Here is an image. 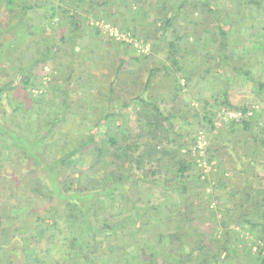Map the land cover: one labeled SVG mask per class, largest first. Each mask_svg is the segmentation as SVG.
Returning <instances> with one entry per match:
<instances>
[{
    "label": "trees",
    "instance_id": "1",
    "mask_svg": "<svg viewBox=\"0 0 264 264\" xmlns=\"http://www.w3.org/2000/svg\"><path fill=\"white\" fill-rule=\"evenodd\" d=\"M20 1L14 12L16 0H4V7L10 15L15 13L16 21H0V53L6 46L4 53L14 55L19 47L17 35L22 32V41L26 40L22 52L29 57L27 62L17 56L7 60L16 62L17 68L13 78L0 84V156L10 148L4 155L18 162L30 159L36 171L7 176L1 170L4 160H0V264H18L21 258L23 264H54L48 254L57 251L61 253L58 264H246L252 248L240 236V228L249 231L250 244L258 246L255 259L264 264V127L255 124L261 114L248 104L233 102L228 83L221 78L228 67L233 73L229 77L244 76L264 101V79L253 75L258 63L247 62L243 54L229 49L230 25L237 27L236 33L243 31L240 24L246 27L242 9L235 10L241 15L239 19L223 22L222 10L211 0H178L174 7L169 6V0H136L137 12L152 18V28H147L136 25L133 18L128 23L122 14L103 9L118 3L123 12L127 2L122 5V0H87L84 8L83 0H73L70 3L75 10H61L64 25L60 28L67 30L65 35L49 46L32 48L30 54L27 48L34 34L31 10L47 1ZM263 1L249 0L247 5L264 10ZM49 5L47 17L54 18L60 6ZM78 10L85 18L110 15L117 27L125 25L133 37L150 41L152 51L140 56L145 65L138 56L129 62L118 53L111 62L113 74H103L106 84L101 85L90 73L89 81L95 80V86L86 83L90 91L78 94L85 82L76 78L72 57L79 52L74 47L87 28H92L82 22ZM197 13L200 18H190ZM177 20H183L179 32L184 30V37L169 32ZM208 20L216 23V30L209 27ZM211 31L216 43L213 53L206 50V33ZM9 34L16 36L13 42L3 38ZM94 36H101L97 27ZM66 47L69 56L62 54ZM95 51L96 47L90 46L91 56ZM159 52L166 63L156 62ZM191 54H201L209 64L187 70L186 57ZM48 58L54 68L47 90L55 92V98L50 95L51 104L56 102L60 110L46 112L51 118L47 127H40L35 137H24L20 135L24 117L19 113L25 107L13 97L14 91L34 86L33 66ZM173 70L182 73V86ZM161 71L164 77L170 76L163 83L169 100L152 93L159 85ZM191 85L197 87L193 97L196 106L180 96L181 90H189ZM5 93L10 108L3 102ZM44 93L36 95L43 100ZM204 93H209L210 99ZM116 101L118 104L112 106ZM75 103L78 105L73 107ZM211 104L242 116L227 119L229 130L213 133ZM250 109L251 114L245 117ZM125 114L140 124L139 129H133L130 122H118ZM45 119L43 114L41 121ZM110 119L116 120L120 137L110 133L106 124ZM201 129L208 135L204 158L216 169L212 192L222 210L220 218L217 208H209L204 199L208 179L191 149L192 137ZM98 134L100 138H96ZM16 149L23 154L16 155ZM157 188L160 200L144 197L143 190ZM172 193L179 196L178 203ZM166 196L169 203L164 201ZM234 225L240 228L233 229ZM19 235L17 240L23 241L22 252H18L21 258L14 257V240ZM37 243L45 256L27 251L29 245Z\"/></svg>",
    "mask_w": 264,
    "mask_h": 264
},
{
    "label": "rangeland",
    "instance_id": "2",
    "mask_svg": "<svg viewBox=\"0 0 264 264\" xmlns=\"http://www.w3.org/2000/svg\"><path fill=\"white\" fill-rule=\"evenodd\" d=\"M24 1L25 2H29V1L35 2V0H24ZM46 1H47L46 5L41 6L37 10H31L33 14L32 15L33 18H31V20L34 24V25L32 24L33 25L32 30L34 34L31 36L32 42L30 41L31 45L29 48H27V53L31 54L32 53L31 49L36 46H38V48L41 49V47H44L45 45L49 46L53 42L59 41L60 37L62 35H65L67 31L65 28H60V26L64 25L63 24L64 15H61V10L67 7L70 9L69 12H71V10H75V6H73V4L70 3L73 0H46ZM177 1L178 0H175V1L169 0V6L176 5ZM211 1L214 4L215 3L218 4L219 8L222 10L223 13H222L221 20L223 22H228L229 20L233 21V20H236L237 18L239 19L241 15H237V13L235 12V10L238 9L239 7L242 9V12L245 13V17H244L245 19L243 20H245L244 23L246 24V27L244 29L243 26L240 27L242 24L239 25V28H242L243 30L241 33H236L237 27L235 28L232 24L227 29V36L229 37L228 39L229 49L233 53L243 54L244 60H246L247 62L249 60L255 63L257 62L258 65L257 67L253 69V75L255 78L260 77L264 79V10L262 9V7H258L257 5L254 6L253 4L247 5V3H249V0H211ZM20 2H21L20 0H16L14 12H16L18 9L16 8L18 7L17 3L19 4ZM52 2L55 6H60V9L59 7L57 8L59 10L57 14L54 16V18H49L47 17L49 16V13H47V11L50 6L49 4H51ZM126 2H127V7H126L127 10L123 8L124 13L119 11L118 3H113L114 5H112L111 7H107V8L104 7L103 9L108 12L110 10H113L112 12H116L118 16H121L122 14V16L125 18V21H127L128 23L130 22L129 20L133 18L134 19L133 22H135L136 25H140V27L145 26L147 28H152L151 27L152 18L150 17V15L140 14L139 12H137L139 5L135 3L136 0H122L120 4L122 3V5H124L126 4ZM87 3H88L87 0H83L81 7L83 8L86 7ZM261 6L264 7V1L263 3H261ZM78 11H79L78 13H80L81 15L82 12L80 10ZM9 13H12V12L8 11L7 7H4V0H0V21H3V20L7 21L8 19L6 18H11L9 23L15 22L16 21V17H14L15 13L11 15ZM184 15L185 14H183V16ZM190 18L191 19L200 18L199 13L190 16ZM82 22L84 24L92 25V28L91 30L87 28L85 36H82L81 39L79 40V44L74 47L75 52L76 51L79 52L78 56L74 55L72 57V61L77 70L76 78L78 79L79 77L80 80H83L85 82L84 85L81 86L82 88L79 87L80 92H77L78 94L79 93L81 94V91H87V92L90 91V88L86 85V83L90 82V84L95 86V83H96L95 80L90 79L91 81H89V77L91 76V74L97 76V79H99L101 85L106 84V80H105L106 75L103 76V74L105 73L108 76L113 74L114 69L111 66V62L112 60H114V57L118 55V53L120 56L125 57V60L129 62H132L131 57L138 56L140 58V64L142 66L145 65L144 59H142L140 56L141 54L146 55L152 51L150 41L145 40L143 37H139V38L133 37L131 35V32L125 28V25L122 28L117 27L116 24L112 23L110 15H107L104 18H92L90 16L85 18L83 16ZM208 22H210V20H208ZM237 22L238 21H235V23ZM215 24L216 23L211 21L209 27L213 28V30H216ZM183 25H184L183 20H177V22L175 21L174 26L169 29V32L174 31L176 32L174 33L175 35L184 37V34H185V32H183L184 30H181L179 32V28L181 29ZM95 27L101 30L100 37L94 36ZM148 30H151V29H148ZM21 34L22 32H20L17 35V39L14 34L3 36V38L9 41H12V42L15 39L18 40L17 42L19 44V47L16 48L17 51H15L14 55H13V52L10 53L9 55H6L4 53V49H6V46H3L2 48L3 52L0 53V84H3L9 81L10 78H13V73L15 72L14 69L17 68L16 62L14 64H11L7 60H13L16 58L15 56H17V58H20L24 62H27V60L29 59L28 56L25 57L26 53L22 52V49L26 48V46L23 45L26 40L22 41ZM170 34L171 33H169V35ZM206 34H207L205 37L207 38L206 45L208 46L206 47V50H209L211 53H213L212 49L216 46V43L214 42V39L212 41V36H211L212 31ZM27 38L28 37L26 36V39ZM190 38L191 36H189V39ZM186 44L189 45L188 43ZM89 45L94 48L96 47V51L92 56L90 53ZM110 48H113V49H111L110 51ZM68 50H69V47H66L65 49L62 50L63 51L62 54L63 55L66 54L67 56H69L70 53L68 52ZM163 56H164L163 53H160V52L157 53L156 62L157 63L165 62L164 61L165 58H162ZM202 58L203 56L201 54H196V55L191 54L187 56L186 57V65H187L186 69L194 71L198 68L202 69L205 66H207L209 64V60H206L207 62L204 63ZM211 62L213 63V61ZM134 67L136 66L134 65ZM53 68H54V63L51 58L46 59L43 64L39 62L37 65L33 66V69H32L33 77L31 78V80L33 79L34 86L27 87V90H23L22 87H19V90H18V87H17L16 90L14 91L13 97H17L19 99L17 102H22L23 106L25 107L19 113L20 116L24 117V124L22 125V127H20V130H21L20 135L23 134L24 137H28V138H30L31 136L35 137L38 133L41 132V131L40 132L37 131L40 127L42 130L47 127L46 125L49 124V121L51 118L49 117V115H46V112H49L50 110L51 111L60 110V106H57L56 102L51 104L52 98H50V95H52V97L54 96L55 98V92L53 91L52 93V91L50 92L49 90H47L48 88H50L49 84L53 81L51 79L52 78L51 73H52ZM129 68H132V66H130ZM226 69L228 70V72H224L225 74H223L221 78L223 81H227L228 84L226 85L229 87L233 102L239 105L248 104L251 108H255L256 110L260 111L261 115L259 116V121H256L255 124L256 126L258 125V126L264 127V101L260 99L262 95L257 94L258 90L256 89V86L252 85L251 82L248 79H246L244 76L241 75V77L231 78L229 77V75H232L233 73L228 69V67H226ZM141 74L142 75L140 76L141 77L140 79L143 80L145 78V70H142ZM174 74L177 77L179 84L182 86L185 82L182 73L179 71L175 73L174 71ZM159 75H160L159 78H157L159 85L153 88L152 93L157 98H160L162 96L166 98V100L167 99L169 100L170 97H169V94L167 93L168 90L167 88H165L166 84L163 85V83L169 80L170 76L164 77L162 71L160 72ZM212 75H213V72H212ZM109 78L111 79V77H108V80ZM192 86L193 85H191V89L189 90L188 89L186 90V88L181 90L180 96L182 97L181 99L184 100L185 103H189L192 106H196L197 102L193 101V97L196 96L194 92L197 90V87L196 86L192 87ZM217 86H219V83ZM42 93H44L45 95H43L44 97L43 100H40V97L36 94H42ZM208 94L209 93H204L203 95L206 98H209ZM3 102L8 108H10V104L8 100H6V93L4 95ZM117 104L118 103L116 101L112 103V106H115ZM77 105L78 104L76 103L72 104L73 107H76ZM105 109L106 108L102 106L101 112H104ZM210 110L214 114L213 124H214L215 129L213 130V133L215 132L220 133L221 131H223V128H226L229 130V128H227L226 126L227 119L228 118L239 119L240 116H242L240 112L238 111H227L224 108L219 109L214 104H211ZM251 112L252 110L248 111L245 117L247 115H250ZM37 114H41V115L38 116ZM43 114L46 117L45 122L41 121ZM118 122L121 124L130 122V125H132L131 127L135 130L139 129V126H140V124L135 123L133 121V117L130 118V116H128L127 114H125L124 117L120 118ZM106 124L110 129V133H113L117 137H120V131L118 130V127H116L117 125L116 120L110 119ZM181 127H186V126H181ZM225 133H227V131ZM100 136L101 134H98L96 138H100ZM192 138L193 140H191L190 142V143H193L191 147L192 153L195 152L197 154L195 158L198 161L199 166L203 169V172H205L206 174L203 176L208 179L207 180L208 187L205 190L206 193H204L203 195L204 199L208 202L209 208L211 209L217 208L216 210L218 211H216L217 212L216 214H217V217L220 218L222 210L221 208H219L220 205H218V202L215 200L217 197V194L214 191L212 192V186L214 185V182H215L214 181L215 175L213 174H215L216 169L213 163L208 162L206 158H204V153H203L204 147L207 144L208 135L206 134L205 131L201 129L198 132H196V134L193 135ZM9 150L10 148H8L4 154L10 153ZM16 150H17L16 155L23 154L19 149H16ZM4 154L0 156V160H4L2 161V164H1L2 165L1 170L3 174L7 176H14L15 172L16 173H27V172L32 173L34 171L35 173L36 170L34 167H31L32 165H31L30 159L28 160L23 159V160H20L21 162H18L16 159L10 158L8 157L9 155H4ZM258 171L263 172L262 169H259ZM225 174L229 176L231 173L225 172ZM159 193L160 191L158 188L152 191L143 190L144 197L146 198L153 197L152 200L154 202H157L158 200L162 198V196ZM171 195H172L174 202L178 203L179 196L174 193H172ZM164 201L166 203H169L170 197L166 196L164 198ZM239 228L240 226H235V225L233 227V229H239ZM239 232H240V236H242V238L246 241L247 246L252 248V250L250 251V255L248 254L249 262L246 264H258L255 259L256 257L254 256V252L258 251V246L256 245L252 246L250 244L252 237L249 234V231H247L246 229L240 228ZM18 238H21V235L15 237V240H14L16 242L14 244V246L16 247V250H15L16 256L14 257L18 256L19 258H21L18 252H22L23 241L17 240ZM37 245H33V244L29 245L27 247V251L30 253L37 252L41 256H45L44 249H42L43 247H41L40 245L38 246ZM10 247L11 246H9V248ZM48 257H49L50 262L54 264H58L56 259L58 257H61V253L57 251L53 253L52 256L50 253L48 254ZM18 264H23L22 258L20 259Z\"/></svg>",
    "mask_w": 264,
    "mask_h": 264
}]
</instances>
